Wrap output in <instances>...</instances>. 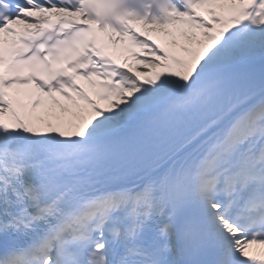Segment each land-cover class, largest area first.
Segmentation results:
<instances>
[{
  "label": "snow or ice",
  "instance_id": "1",
  "mask_svg": "<svg viewBox=\"0 0 264 264\" xmlns=\"http://www.w3.org/2000/svg\"><path fill=\"white\" fill-rule=\"evenodd\" d=\"M0 264H264V0H0Z\"/></svg>",
  "mask_w": 264,
  "mask_h": 264
},
{
  "label": "bare ground",
  "instance_id": "2",
  "mask_svg": "<svg viewBox=\"0 0 264 264\" xmlns=\"http://www.w3.org/2000/svg\"><path fill=\"white\" fill-rule=\"evenodd\" d=\"M150 38H153V39H157L158 40V42H160V39H161V34L160 33H156V32H154V33H150V35H148ZM178 41H180V40H183L184 39V37H175ZM167 47H169V48H172V46L170 45V44H168V45H166ZM143 65H141V67H142ZM87 94H88V91L86 92Z\"/></svg>",
  "mask_w": 264,
  "mask_h": 264
},
{
  "label": "rangeland",
  "instance_id": "3",
  "mask_svg": "<svg viewBox=\"0 0 264 264\" xmlns=\"http://www.w3.org/2000/svg\"><path fill=\"white\" fill-rule=\"evenodd\" d=\"M174 35H175V37H181V36L179 35V33H175ZM37 112H40L41 114L46 115L45 113L42 112L41 109H38Z\"/></svg>",
  "mask_w": 264,
  "mask_h": 264
}]
</instances>
